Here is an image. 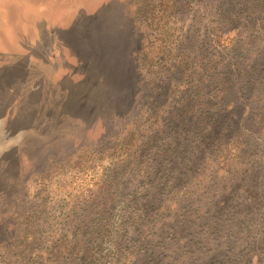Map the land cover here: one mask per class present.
<instances>
[{"label": "rangeland", "instance_id": "374dc122", "mask_svg": "<svg viewBox=\"0 0 264 264\" xmlns=\"http://www.w3.org/2000/svg\"><path fill=\"white\" fill-rule=\"evenodd\" d=\"M133 1L0 0L2 237L10 232L9 217L24 183L30 199L46 203L51 216L63 203L95 194L109 179L110 156L91 149L124 131L145 91L137 84L132 55L138 38L125 15ZM98 23L108 35L119 32L125 39L116 67L122 78L127 76L125 106L119 104L124 92L92 69L75 44ZM258 34L249 57L264 67V33ZM254 94L264 110V82ZM246 104L248 110L253 103ZM246 119L247 130L238 128L243 154L228 171L209 152L199 155L194 149L181 164L170 163L171 158L164 163L163 173L179 181L170 180L159 196L169 225L159 243L152 236L155 229L142 236L145 240L133 234L140 220L132 197L138 201L145 189L120 176L119 182L127 183L124 193L117 195L107 232L92 236L89 264H135L143 249L156 250L155 264H185L190 257L194 264L211 258L222 264H264V118L261 122L256 113ZM197 156L196 173L187 172ZM53 157L62 161L59 167H53ZM41 172L49 177L41 178ZM153 219L144 222L155 225ZM43 231L51 235L45 227Z\"/></svg>", "mask_w": 264, "mask_h": 264}, {"label": "trees", "instance_id": "16d2710c", "mask_svg": "<svg viewBox=\"0 0 264 264\" xmlns=\"http://www.w3.org/2000/svg\"><path fill=\"white\" fill-rule=\"evenodd\" d=\"M125 15L138 38L132 55L137 84L145 91L124 131L91 149L92 154L110 156L109 179L95 194L65 202L51 216L46 203L30 199L24 183L9 217L10 232L0 235V264H89L92 236L107 232L117 195L124 193L127 183H120V176L131 177L145 189L138 201L132 197L141 221L133 234L142 237L155 229L152 236L161 242L169 225L159 196L170 180L179 181L163 173L164 163L171 158L170 163L181 164L194 149L199 155L209 152L228 171L243 154L238 128L247 130L246 116L257 113L262 122L264 110L254 92L264 82V67L249 56L258 33H264V0H134ZM100 25L74 42L81 45L91 68L124 92L119 104L125 106L127 76L122 78L116 68L125 39L119 32L108 35ZM248 102L253 104L247 110ZM198 160L190 161L187 172L194 171ZM61 162L53 157L52 165ZM43 175L49 177L39 173ZM152 216L155 225L150 224ZM153 241L145 242V248ZM158 256L156 250L143 249L136 253L135 264H155ZM194 262L191 257L184 261ZM199 262L222 264L214 258Z\"/></svg>", "mask_w": 264, "mask_h": 264}]
</instances>
